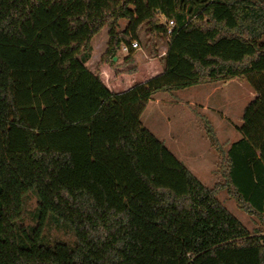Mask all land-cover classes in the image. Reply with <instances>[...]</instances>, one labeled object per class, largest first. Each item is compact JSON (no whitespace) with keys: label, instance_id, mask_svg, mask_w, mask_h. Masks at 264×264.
Returning a JSON list of instances; mask_svg holds the SVG:
<instances>
[{"label":"trees","instance_id":"1","mask_svg":"<svg viewBox=\"0 0 264 264\" xmlns=\"http://www.w3.org/2000/svg\"><path fill=\"white\" fill-rule=\"evenodd\" d=\"M143 26L154 54L167 39L166 67L116 94L107 71L105 83L87 67L92 41L107 28L101 63L128 46L126 64ZM234 79L257 97L241 139L218 151L226 185L209 189L140 118L158 93ZM222 189L263 217L264 2L0 0V264H264V236L223 206ZM32 192L38 222L26 228ZM49 219L74 247L42 243Z\"/></svg>","mask_w":264,"mask_h":264},{"label":"rangeland","instance_id":"2","mask_svg":"<svg viewBox=\"0 0 264 264\" xmlns=\"http://www.w3.org/2000/svg\"><path fill=\"white\" fill-rule=\"evenodd\" d=\"M127 26V20L119 22L120 31ZM148 31V27L143 26L139 32L136 41L139 48L131 60L125 64L124 59L129 53L121 50L118 64L111 68L101 63L105 51L103 46L108 41V30L105 28L92 41L93 53L87 67L105 83L106 79L101 74L107 71L108 82L116 94L160 74L166 65L167 39L155 40L154 54ZM99 47L103 48L98 50ZM234 82L227 83L230 85L226 88L225 83H206L158 93L147 104L140 118L142 126L209 189L226 185L218 151L227 150L229 145L241 139L237 128L243 123L245 109L254 100V91L246 80ZM254 96L257 97V94ZM212 139L216 147L212 146ZM32 193L28 195L22 213L21 224L26 228L34 227L38 222V201L36 194ZM217 199L251 234L261 233L264 236L263 217L244 212L229 189L219 190ZM55 241L74 247L75 233L63 222L49 219L42 243L53 245Z\"/></svg>","mask_w":264,"mask_h":264},{"label":"built area","instance_id":"3","mask_svg":"<svg viewBox=\"0 0 264 264\" xmlns=\"http://www.w3.org/2000/svg\"><path fill=\"white\" fill-rule=\"evenodd\" d=\"M175 26L174 22L173 21H170L167 25V34L168 35H171L172 33V29L173 27ZM131 48L134 49V50H137L139 48V44L138 42H133L132 45H131ZM129 50L130 48L128 46H123V49L122 51L125 52V53H129Z\"/></svg>","mask_w":264,"mask_h":264},{"label":"crops","instance_id":"4","mask_svg":"<svg viewBox=\"0 0 264 264\" xmlns=\"http://www.w3.org/2000/svg\"><path fill=\"white\" fill-rule=\"evenodd\" d=\"M103 47H105V46H103ZM103 47H99L98 50H101V48H103ZM166 52H167V51H166ZM117 60L119 61V58H117L116 61H117ZM116 61H115V62H116ZM165 63H166V62H165ZM165 67H166V65H165ZM164 69H165V68H164ZM107 70L110 71L109 69H107ZM162 72H163V71H162ZM162 72H161V73H162ZM150 79H151V78H150ZM148 80H149V79H148ZM146 81H147V80H146ZM146 81H145V82H146ZM234 81H241V80H239V79H234V80L227 81V82H225L226 85H224L225 88L228 87V86L230 85V84L227 85V83H231V82H234ZM234 83H235V82H234ZM113 84H114V83H113ZM112 90H115V89H112ZM118 92H121V91H118ZM254 95H255V93H252V98H253V99L256 98ZM151 101H152V100H151ZM204 110H205V109H204ZM232 144H233V143H232ZM232 144H231V145H232ZM231 145H229V147H230ZM229 147H228L227 149H229ZM263 219H264V213H263Z\"/></svg>","mask_w":264,"mask_h":264},{"label":"water","instance_id":"5","mask_svg":"<svg viewBox=\"0 0 264 264\" xmlns=\"http://www.w3.org/2000/svg\"><path fill=\"white\" fill-rule=\"evenodd\" d=\"M117 58H115V61H116Z\"/></svg>","mask_w":264,"mask_h":264}]
</instances>
